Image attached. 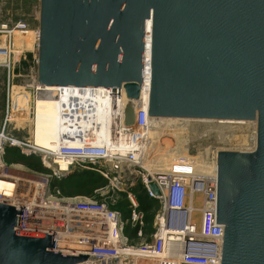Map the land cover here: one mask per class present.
<instances>
[{"label":"water","instance_id":"obj_1","mask_svg":"<svg viewBox=\"0 0 264 264\" xmlns=\"http://www.w3.org/2000/svg\"><path fill=\"white\" fill-rule=\"evenodd\" d=\"M145 43L149 117L255 122L253 150L216 152L215 224L219 264H264V0H39L36 82L111 95L122 86L131 125ZM19 214L0 203V264L86 260L60 252L52 235L19 229Z\"/></svg>","mask_w":264,"mask_h":264},{"label":"built area","instance_id":"obj_2","mask_svg":"<svg viewBox=\"0 0 264 264\" xmlns=\"http://www.w3.org/2000/svg\"><path fill=\"white\" fill-rule=\"evenodd\" d=\"M27 30L23 21L0 24V51L4 56L0 66L7 72V103L15 39ZM146 33L145 30V37ZM147 48L145 43L142 85L138 99L131 101L135 112L131 125L125 124L124 109L129 100L122 86L111 95V87L43 86L35 81L31 85L34 98L61 100L65 113L57 136L45 148L35 147L31 138L19 139L8 133L7 105L0 127V203L21 210L19 229L52 235L60 252L86 254V260L77 264H219L223 226L215 224L216 172L211 176L194 173L183 155L177 156L165 171L148 173L143 167L145 147L150 143L146 134L153 127L148 116ZM13 146L30 149L34 153L29 156L38 157L52 171L22 168L24 174L13 177L12 167L16 164H6L4 160L6 149ZM58 159H67L71 165L62 169ZM123 168L138 172L147 197L159 203L151 239L137 245L129 243L124 232L130 222L137 238L144 235L143 215L132 193L127 192L130 218L124 220L121 211L104 199L65 198L58 189L50 191L53 177L70 170H93L111 181L112 173H117L115 180L123 178ZM149 181L158 187L159 195L150 191ZM172 240L177 245V255L166 256Z\"/></svg>","mask_w":264,"mask_h":264},{"label":"rangeland","instance_id":"obj_3","mask_svg":"<svg viewBox=\"0 0 264 264\" xmlns=\"http://www.w3.org/2000/svg\"><path fill=\"white\" fill-rule=\"evenodd\" d=\"M38 13L39 0H0V24L23 21L28 26L26 33L18 34L15 39L12 59L13 78L10 80L11 93L8 103L6 102L7 72L0 67V127L6 116L8 105L10 122L7 131L19 139L31 138L32 140V116L35 98L31 85L36 81ZM3 61L4 56L0 51V62ZM165 123L169 126L166 129H163V126H155L156 128L152 127L147 131V134L150 135L148 138H151L150 143L145 147L146 151H144L142 161L144 166L149 164L161 167L167 159L170 160L172 158L170 157L172 153L171 143L178 144L180 147L179 155L187 157L191 166L200 165L204 168H210L213 161L215 163L218 150L251 151L255 147V122L245 121L229 124L219 123L216 120L177 119L164 121L162 125ZM21 126L23 129H20ZM167 128L175 129L177 132L167 145L161 146L160 144L166 143V138L170 136ZM152 139L154 142L151 141ZM31 154L23 152L20 148H7L4 160L6 164L14 163L21 168L30 170L34 168L41 172L52 171L50 170L51 167L41 162L38 157L29 156ZM80 170L69 173L64 178L54 176L51 183V193L58 189L60 196L65 198L81 196L97 200L104 199L111 204L110 206L120 209L123 219L128 220L131 208L127 192H130L135 196L137 208L143 215L144 235L142 238H137L131 231L130 222L125 226V235L128 236L129 243L135 245L151 239L155 231L159 203L146 200L145 188L138 172H134L132 168H123L122 179L115 180L114 177H117V173H112V179L109 181L96 171L86 170L83 172L85 169Z\"/></svg>","mask_w":264,"mask_h":264},{"label":"bare ground","instance_id":"obj_4","mask_svg":"<svg viewBox=\"0 0 264 264\" xmlns=\"http://www.w3.org/2000/svg\"><path fill=\"white\" fill-rule=\"evenodd\" d=\"M145 30H146V39H149V31H150V21H147L145 23ZM38 35V34H37ZM37 42H38V36H37ZM148 46V43H147ZM148 52V48H147ZM66 97L62 96L61 99H65ZM62 105L63 101H54V100H43V99H38L35 98L34 100V105H33V116H32V141L35 143V147H49L51 146V141L57 136L58 134V126L60 125V121L65 117V113L62 112ZM170 120H177V118H151V123L154 128L156 127H161L163 126V129H166V127H169L168 124L162 125L164 121H170ZM179 120V119H178ZM185 120H192L194 119H185ZM207 121H212V120H207ZM214 121V120H213ZM219 123H241V121H232V120H216ZM156 126V127H155ZM162 130V129H161ZM167 130L170 132L169 138H166V143L160 144L161 146H165L169 143L172 137L175 136V132H177L175 129H168ZM164 134V133H163ZM162 134V135H163ZM167 134V135H169ZM147 138L150 136L149 134H146ZM151 138V137H150ZM161 138V137H160ZM178 138V137H177ZM174 139V138H173ZM159 140V139H157ZM161 140V139H160ZM152 142L153 139L151 140ZM151 142V143H152ZM157 142V141H156ZM159 142V141H158ZM163 142V141H162ZM176 144V146H175ZM169 146V145H168ZM170 147L172 148V153L170 157H172L170 160H166V163L162 165L161 167H155L153 165H146L143 167L147 169L148 173H153V170L157 171H165L166 169H169L171 166V162L176 159L177 156H179L178 150L179 146L177 143H171ZM11 148L18 149L17 146H13ZM23 152L25 153H34L30 149H25V148H20ZM146 151V150H145ZM41 153V152H40ZM46 158V156H44ZM167 158V157H166ZM57 161H62L60 162L61 168L62 169H68V165H71L70 162L67 159H58ZM196 162V161H195ZM198 162V161H197ZM203 162V161H202ZM200 164V161H199ZM203 164V163H202ZM67 165V167H66ZM193 172L197 173L202 176H211L215 174L216 170V163H212V166L209 168H204L203 166H192ZM13 174L12 176L18 177L21 176V174H24L22 168L19 165H15L12 167ZM173 239V238H172ZM176 243L172 240L169 242V247L167 250L166 256H176L177 255V248L175 245Z\"/></svg>","mask_w":264,"mask_h":264},{"label":"trees","instance_id":"obj_5","mask_svg":"<svg viewBox=\"0 0 264 264\" xmlns=\"http://www.w3.org/2000/svg\"><path fill=\"white\" fill-rule=\"evenodd\" d=\"M32 170H35V171H39V170H37V169H34V168H31ZM86 170H88V169H85V170H83V172L84 171H86ZM74 171H81L80 169H76V170H73L72 172H74ZM39 172H41V171H39ZM71 172V173H72ZM51 183H52V181H51ZM145 190V189H144ZM145 198H146V200H151V199H149L148 197H147V194H146V191H145ZM153 201V200H152ZM112 208H115V209H117V210H120V209H118L117 207H114V206H111ZM121 211V210H120Z\"/></svg>","mask_w":264,"mask_h":264},{"label":"crops","instance_id":"obj_6","mask_svg":"<svg viewBox=\"0 0 264 264\" xmlns=\"http://www.w3.org/2000/svg\"><path fill=\"white\" fill-rule=\"evenodd\" d=\"M1 63V62H0ZM1 68H3L2 66H0ZM4 69V68H3ZM5 70V69H4Z\"/></svg>","mask_w":264,"mask_h":264}]
</instances>
